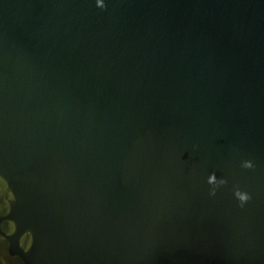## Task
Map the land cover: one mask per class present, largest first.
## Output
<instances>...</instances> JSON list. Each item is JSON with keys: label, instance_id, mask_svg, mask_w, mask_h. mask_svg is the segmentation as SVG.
I'll list each match as a JSON object with an SVG mask.
<instances>
[{"label": "water", "instance_id": "95a60500", "mask_svg": "<svg viewBox=\"0 0 264 264\" xmlns=\"http://www.w3.org/2000/svg\"><path fill=\"white\" fill-rule=\"evenodd\" d=\"M104 3L0 0L4 264H264V0Z\"/></svg>", "mask_w": 264, "mask_h": 264}, {"label": "clouds", "instance_id": "9594fccd", "mask_svg": "<svg viewBox=\"0 0 264 264\" xmlns=\"http://www.w3.org/2000/svg\"><path fill=\"white\" fill-rule=\"evenodd\" d=\"M98 6L104 7L105 6L104 0H98ZM253 166L254 165H253L252 161H247L245 163V167L251 168ZM248 199H250V196H249V194L247 192L240 197V200H241V203L242 204L244 202H246ZM0 264H4V261H3V258L2 257H0Z\"/></svg>", "mask_w": 264, "mask_h": 264}]
</instances>
